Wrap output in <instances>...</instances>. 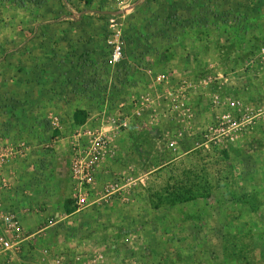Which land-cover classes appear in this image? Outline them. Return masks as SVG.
I'll return each mask as SVG.
<instances>
[{
	"label": "crops",
	"instance_id": "obj_1",
	"mask_svg": "<svg viewBox=\"0 0 264 264\" xmlns=\"http://www.w3.org/2000/svg\"><path fill=\"white\" fill-rule=\"evenodd\" d=\"M142 1L145 0H0V142L10 147L19 144V140L28 143V151L17 154L0 170V233L9 235L1 214L14 211L24 236L16 250L0 252L3 262L10 264L16 257L13 264H52L50 257L59 254L65 255V264H84L89 255L102 251V244L116 237L114 234L121 226L138 219L134 205L136 191L143 190L139 182L147 179L152 182L154 174H162L166 165L184 162L180 157L187 147H180V153L175 155L160 150L155 138L146 134L119 135V149L124 146L128 149L100 162L93 190L87 196L88 204L81 208L75 205L76 187L70 172L73 132L82 126L97 125L100 119L99 112L103 108L100 95L87 84L95 83L97 78V83L103 85L100 94L108 88L107 80L98 77L103 76L98 72L104 67L110 47L107 40L112 30L106 21L115 17L120 24L122 16ZM219 2L226 3L219 11L217 0L177 2V20L183 22L173 23L170 30L176 31L165 34L176 32L180 37H200L195 43L180 44L184 48L182 54L189 51L192 54L188 59L182 55L184 61L191 62L188 66H195L201 59L208 61L207 66L216 63L218 70L239 64L234 46L227 47L231 51L226 46L221 47L229 56L219 55L217 43L220 41L217 40L221 39L218 35L225 29L231 34L236 31V42L263 34V31H250L253 22L262 20L255 13L262 0ZM249 5L256 6L249 12ZM66 23L68 32L63 31L62 25ZM67 33L68 41L64 38ZM247 42L241 45L243 52L250 49L246 47ZM131 58L128 53V60ZM123 61L124 68L127 59ZM129 78L124 87L110 93V109L116 108L126 97L123 92L128 98L132 92L139 93L150 84L148 78L136 72ZM95 98L100 101L98 105L90 102ZM54 115L60 118L58 129L49 126ZM114 176L119 178L120 187L105 200L103 184ZM148 194L151 197L152 194ZM167 194L156 193L165 200L160 198L159 204L148 203L144 206L145 213L165 207ZM104 215L109 216V231L95 244L90 239L101 237L105 232L103 226L99 232L93 224ZM51 217L55 222L48 224ZM152 220V216H148L140 221L150 223ZM45 248L50 255L43 259ZM102 252L107 260L115 255L120 257L122 251L110 246L104 247Z\"/></svg>",
	"mask_w": 264,
	"mask_h": 264
},
{
	"label": "rangeland",
	"instance_id": "obj_2",
	"mask_svg": "<svg viewBox=\"0 0 264 264\" xmlns=\"http://www.w3.org/2000/svg\"><path fill=\"white\" fill-rule=\"evenodd\" d=\"M217 1L218 11L226 6V3ZM177 2L145 0L120 19L119 31H123L126 47L124 59H127L124 68H130L131 74L135 71L133 64L143 61L150 62L155 71L170 69L176 74L194 75L207 69L208 61L202 59L195 66H188L191 62L183 58L188 59L192 54L190 51L182 54L184 48L180 47V44L195 43L200 37H180L176 32L165 34L167 31H176L170 30L173 23L183 22L177 20ZM255 6L249 5V12ZM117 7L122 5L117 4ZM255 13L262 20L253 22L250 31H263V34L246 37V41L244 37L242 42H236V31L231 34L225 29L223 34L218 35L221 40H217L220 41L217 43L220 56H229L221 47L232 49L234 46L235 59L245 61L257 44H264V0L258 4ZM102 23L105 24V21ZM62 26L63 31L68 32V23ZM64 38L68 41V33ZM246 42V47L250 49L243 52L240 48ZM128 53L132 57L129 60ZM182 55L185 57L182 58ZM194 59L198 57L194 56ZM249 81L247 96L250 102L262 104L264 74L257 76L251 73ZM93 83L87 84L88 87L100 95L103 85L97 83V79ZM123 97L121 101L127 102L126 92H123ZM90 102L98 105L100 101L95 98ZM205 112L202 110L201 126L207 121ZM94 118L97 120L98 116ZM23 141L19 140L21 143ZM23 143L28 146V143ZM122 149L127 150L128 147ZM122 149H118L119 155ZM212 152L217 159L209 161L214 156L209 151H186L180 157L184 158L182 164L166 165L162 174H154L152 182L148 179L139 182L143 190L136 191L137 201L134 205L138 219L128 223V226H121L120 231L114 234L118 237V248L122 252L120 257L111 256L105 264H264V117L260 119L259 126L248 133L245 145L233 144ZM161 192L168 193L167 205L163 209L145 213L144 206L148 203L159 204L162 199L165 200L156 195ZM148 193L152 194L151 197ZM148 216H152V222L140 221ZM108 218L104 215L98 223L93 224L99 232L103 226L105 232L101 237L97 235L90 239L93 243L107 235L110 226L107 225L110 222ZM127 234L130 238L125 241L123 237ZM0 264L9 263L0 259Z\"/></svg>",
	"mask_w": 264,
	"mask_h": 264
},
{
	"label": "built area",
	"instance_id": "obj_3",
	"mask_svg": "<svg viewBox=\"0 0 264 264\" xmlns=\"http://www.w3.org/2000/svg\"><path fill=\"white\" fill-rule=\"evenodd\" d=\"M108 27L112 30L107 40L109 52L104 58V67L98 72L103 75L99 79L105 78L108 84L104 94H100L103 106L100 119L97 125L82 126L73 132L70 172L78 208L88 204L87 196L93 190L100 162L117 156L119 135L146 134L155 138L160 150L175 155L182 146L187 147L185 152L209 151L214 155L209 161H213L217 156L212 151L233 144L245 145L248 133L264 117V102L252 103L247 96L249 75L264 74V44H257L249 58L240 60L238 66L227 65L218 70L213 63L194 75L176 74L170 69L155 71L148 61L134 63V72L146 76L150 84L139 93L132 92L127 102L121 101L110 109V93L124 87L134 73L122 67L126 47L115 17L109 18ZM202 110L207 111V121L201 126ZM59 125L60 118L54 115L49 126L58 129ZM27 148L23 142L11 147L0 142V170ZM118 179L113 177L103 184L105 200L120 187ZM1 221L9 235L0 233V252L14 251L24 237L21 222L14 211L2 213ZM54 222V217L47 220L48 224ZM129 236L123 240L127 241ZM102 246V251L104 247L117 248L118 240L113 237ZM102 251L89 255L84 264H105ZM49 255L48 249L42 250L43 259ZM64 256H51L52 264H65Z\"/></svg>",
	"mask_w": 264,
	"mask_h": 264
},
{
	"label": "trees",
	"instance_id": "obj_4",
	"mask_svg": "<svg viewBox=\"0 0 264 264\" xmlns=\"http://www.w3.org/2000/svg\"><path fill=\"white\" fill-rule=\"evenodd\" d=\"M224 153V152H223ZM215 161H218V160H215Z\"/></svg>",
	"mask_w": 264,
	"mask_h": 264
}]
</instances>
